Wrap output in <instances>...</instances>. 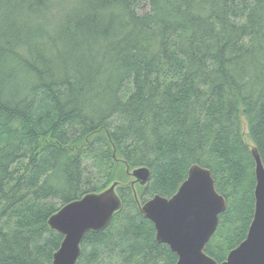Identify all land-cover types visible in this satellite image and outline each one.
Masks as SVG:
<instances>
[{
    "label": "trees",
    "instance_id": "trees-1",
    "mask_svg": "<svg viewBox=\"0 0 264 264\" xmlns=\"http://www.w3.org/2000/svg\"><path fill=\"white\" fill-rule=\"evenodd\" d=\"M140 3L0 0V264H52L50 215L112 180L121 207L76 264H175L125 182L140 166V203L208 168L226 208L205 252L221 262L245 238L251 145L264 165V0Z\"/></svg>",
    "mask_w": 264,
    "mask_h": 264
},
{
    "label": "water",
    "instance_id": "water-1",
    "mask_svg": "<svg viewBox=\"0 0 264 264\" xmlns=\"http://www.w3.org/2000/svg\"><path fill=\"white\" fill-rule=\"evenodd\" d=\"M250 152L255 177L252 218L245 238L221 262L205 252L217 228L219 214L226 208V199L216 190L208 168L191 164L173 195L166 198L154 194L142 203L137 202L143 216L153 223L156 241L168 245L176 254L175 264H264V165L252 145ZM129 173L133 185L144 186L150 178V170L145 166L133 168ZM118 184L115 181L101 191L87 192L50 215L49 228L62 235L53 252L52 264H76L85 233L104 229L121 207ZM157 207L167 209L160 212L156 211Z\"/></svg>",
    "mask_w": 264,
    "mask_h": 264
},
{
    "label": "rangeland",
    "instance_id": "rangeland-1",
    "mask_svg": "<svg viewBox=\"0 0 264 264\" xmlns=\"http://www.w3.org/2000/svg\"><path fill=\"white\" fill-rule=\"evenodd\" d=\"M140 5L141 6H139V12H145V11H147L148 10V5H147V3H146V0H141V3H140ZM242 131H243V134H244V137H245V139L247 140V142H249V140L247 139V137L245 136L246 135V131H247V129H246V124H245V121L244 120H242ZM85 162V161H84ZM86 163L88 164V166H89V162H87L86 161ZM131 170L132 169H128V168H126V172L128 173H126V175H127V177H126V179H125V182H126V184H128L129 185V187L131 188V191H132V195H133V197H134V199H135V201H137L138 203H140L139 201L140 200H138L139 199V190H138V183H134V185L133 184H131L132 183V180H133V177L130 175V173L129 172H131ZM120 175H121V169H120ZM120 175H118L117 177H119ZM121 177V176H120ZM122 178H124V177H122ZM115 181H118V180H112L110 183H109V185L111 184V183H113V182H115ZM119 182V181H118ZM119 184H121L120 182H119ZM123 184V183H122ZM118 186V185H117ZM117 186H116V189H117ZM139 186H141L142 187V185H139ZM148 198V197H147Z\"/></svg>",
    "mask_w": 264,
    "mask_h": 264
},
{
    "label": "snow or ice",
    "instance_id": "snow-or-ice-1",
    "mask_svg": "<svg viewBox=\"0 0 264 264\" xmlns=\"http://www.w3.org/2000/svg\"><path fill=\"white\" fill-rule=\"evenodd\" d=\"M196 184L198 185V180L196 181ZM192 194V193H191ZM101 199H103V198H101ZM170 207V206H169ZM168 207V208H169ZM167 208H160V207H157V209H156V211H160V212H163V211H165Z\"/></svg>",
    "mask_w": 264,
    "mask_h": 264
}]
</instances>
